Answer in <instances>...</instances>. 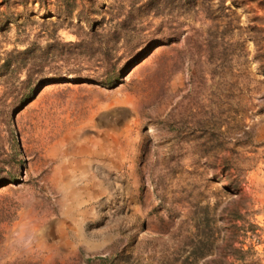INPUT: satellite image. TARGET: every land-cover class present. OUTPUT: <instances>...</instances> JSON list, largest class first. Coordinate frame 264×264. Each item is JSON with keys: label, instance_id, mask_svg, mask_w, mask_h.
Segmentation results:
<instances>
[{"label": "rangeland", "instance_id": "rangeland-1", "mask_svg": "<svg viewBox=\"0 0 264 264\" xmlns=\"http://www.w3.org/2000/svg\"><path fill=\"white\" fill-rule=\"evenodd\" d=\"M0 264H264V0H0Z\"/></svg>", "mask_w": 264, "mask_h": 264}, {"label": "trees", "instance_id": "trees-1", "mask_svg": "<svg viewBox=\"0 0 264 264\" xmlns=\"http://www.w3.org/2000/svg\"><path fill=\"white\" fill-rule=\"evenodd\" d=\"M100 25V24H99ZM98 25V26H99ZM97 26V22H93L90 24V32H89V36L92 38L94 35H96V27ZM91 41L89 39L87 40H79V42H77V46L79 48H83L87 53L92 52L93 54H95L96 52L100 51L102 55L104 56H108L110 53V49L108 46L105 45V43L100 44L99 46H103L100 49H93V45H91ZM111 66V70L106 74L107 76L103 79V83L105 85H112L114 82H118V78H119V72L117 71V69L115 68L114 64L110 65ZM114 86V85H112Z\"/></svg>", "mask_w": 264, "mask_h": 264}, {"label": "water", "instance_id": "water-1", "mask_svg": "<svg viewBox=\"0 0 264 264\" xmlns=\"http://www.w3.org/2000/svg\"><path fill=\"white\" fill-rule=\"evenodd\" d=\"M126 75L127 73L122 76L119 83L109 88L100 87V89H96L99 86L95 84H91L92 87H94L91 92H94L96 95H99V99L103 100L106 103H110L114 101L123 102L120 101L121 99H119L118 95L124 93L125 91V88L122 86L121 82L125 80Z\"/></svg>", "mask_w": 264, "mask_h": 264}]
</instances>
